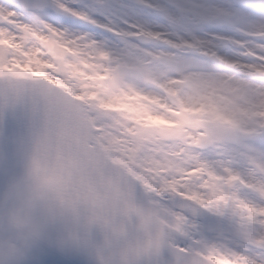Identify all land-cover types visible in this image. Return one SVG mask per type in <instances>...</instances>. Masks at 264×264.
<instances>
[{"label":"snow or ice","instance_id":"obj_1","mask_svg":"<svg viewBox=\"0 0 264 264\" xmlns=\"http://www.w3.org/2000/svg\"><path fill=\"white\" fill-rule=\"evenodd\" d=\"M25 121L26 264H264V0H0V136Z\"/></svg>","mask_w":264,"mask_h":264},{"label":"clouds","instance_id":"obj_2","mask_svg":"<svg viewBox=\"0 0 264 264\" xmlns=\"http://www.w3.org/2000/svg\"><path fill=\"white\" fill-rule=\"evenodd\" d=\"M44 213L26 166L0 183V264H26L46 230Z\"/></svg>","mask_w":264,"mask_h":264},{"label":"water","instance_id":"obj_3","mask_svg":"<svg viewBox=\"0 0 264 264\" xmlns=\"http://www.w3.org/2000/svg\"><path fill=\"white\" fill-rule=\"evenodd\" d=\"M31 148L32 147L25 148L22 152H19L18 147L14 146L11 149V154L8 155V157H11L9 159H8V157H6L7 155L4 156L0 152L1 168L3 169L4 167H10L11 166L12 170L19 175L20 174V168L18 165L20 163H22V160H20L18 162V160H16L15 157H19V158L29 157L31 154Z\"/></svg>","mask_w":264,"mask_h":264},{"label":"rangeland","instance_id":"obj_4","mask_svg":"<svg viewBox=\"0 0 264 264\" xmlns=\"http://www.w3.org/2000/svg\"><path fill=\"white\" fill-rule=\"evenodd\" d=\"M61 22H62V23L69 24V25H72L73 23H75V22L72 20V18H64V19H62ZM214 219H218V218H215V217H214ZM200 220H201V218L198 217V218H197V222L199 223ZM42 246H44V245H42V244L39 242V244L36 246L35 249H40Z\"/></svg>","mask_w":264,"mask_h":264}]
</instances>
